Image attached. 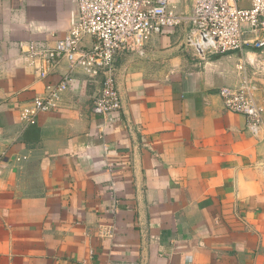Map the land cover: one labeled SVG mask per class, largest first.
<instances>
[{
	"label": "crops",
	"instance_id": "obj_1",
	"mask_svg": "<svg viewBox=\"0 0 264 264\" xmlns=\"http://www.w3.org/2000/svg\"><path fill=\"white\" fill-rule=\"evenodd\" d=\"M169 3L188 15L193 0ZM76 17L75 0H0V264H264L257 52L199 58L183 27L164 28L143 54L117 55L118 112H93L101 77L77 69L55 110L24 126L20 107L68 67L39 79L18 42L52 46ZM245 80L258 126L218 94Z\"/></svg>",
	"mask_w": 264,
	"mask_h": 264
},
{
	"label": "built area",
	"instance_id": "obj_2",
	"mask_svg": "<svg viewBox=\"0 0 264 264\" xmlns=\"http://www.w3.org/2000/svg\"><path fill=\"white\" fill-rule=\"evenodd\" d=\"M75 3L77 17L54 45L35 40L18 42L39 79L47 80L63 61L68 67L56 83H46L42 96L20 107L19 119L24 126L32 124L40 113L55 110L77 69L89 78L101 77L99 93L92 99L93 112L100 116L118 112L122 105L115 80L117 55L124 50L143 54L149 39L164 28L183 27L185 51L199 58L251 49L259 56L258 66H264V0H193L188 15L178 13L169 0ZM244 66L239 62L237 67L244 71ZM256 89L253 81L245 80L238 88L220 87L218 94L224 110L242 114L248 125L258 126L263 121V109L254 95Z\"/></svg>",
	"mask_w": 264,
	"mask_h": 264
}]
</instances>
